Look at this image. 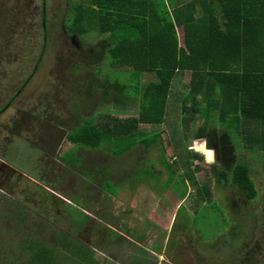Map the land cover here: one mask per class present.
<instances>
[{
  "label": "rangeland",
  "instance_id": "obj_1",
  "mask_svg": "<svg viewBox=\"0 0 264 264\" xmlns=\"http://www.w3.org/2000/svg\"><path fill=\"white\" fill-rule=\"evenodd\" d=\"M12 1L0 0V93L4 92L3 101L15 94L17 85L24 82L29 75L26 68L32 66L40 50L36 38L32 37V41L26 36L32 28H38L33 23L39 22L40 0H15V6ZM67 1L48 2L46 13L51 33L44 60L37 69V80L22 88L10 112L0 114V193L33 213L27 226L31 234L48 244L56 243L59 238L60 245L70 248L63 256H69L68 260H63L66 264H244L242 254L238 253L241 242L252 240L261 225L264 159H260L259 151L245 150L237 138L234 137L237 157L251 167L256 197L246 200L238 190L213 185L212 203L196 212L186 204L189 193L195 196L190 183L182 184L178 173L172 182L167 181L169 174L160 164L159 145L149 151L134 146L118 156L101 147L93 151L79 148L76 154L83 161L81 167L68 166L62 161L61 157L74 147L65 136L83 118L95 113L114 112L128 116L136 112L135 105L126 107L128 99L117 97L116 102L101 101L96 99L95 91L94 97L87 95L86 90L92 93L91 89H96L105 75H110L108 61L106 56L100 59L93 56L99 39L94 33L68 32L64 24L69 10ZM179 35L182 41L181 30ZM19 61L21 71L16 69ZM5 79L10 80L9 84H2ZM13 113L18 118L15 117L17 126L20 119L27 123L25 129L19 128L21 131L17 135L15 129H10ZM197 123L199 125L200 121ZM197 126L191 127L186 138L188 148L197 140L192 137ZM161 128L165 131L162 139L166 146L165 157L168 162H174L172 146L167 144L168 127L162 125ZM213 128L216 135L222 134L223 128L218 124ZM7 139L9 142L4 145ZM146 171L153 176L151 180L142 176ZM94 177L98 178L95 180L98 187L90 186L91 182L84 184ZM49 184L55 188L50 189ZM103 219L109 225L140 229L145 233L140 243L145 249L131 246V242L124 243L125 238L123 243H117L113 236L105 239L108 228L99 222ZM43 220L49 223L45 230L38 226ZM21 239L16 225L6 220L0 223L2 264H11V256L16 257L15 264H22L23 257L16 252ZM102 240L107 241L105 248H102ZM258 245L262 250L263 245Z\"/></svg>",
  "mask_w": 264,
  "mask_h": 264
},
{
  "label": "trees",
  "instance_id": "obj_2",
  "mask_svg": "<svg viewBox=\"0 0 264 264\" xmlns=\"http://www.w3.org/2000/svg\"><path fill=\"white\" fill-rule=\"evenodd\" d=\"M67 2L64 24L68 32L94 33L99 39L93 56H106L108 61L110 75H105L92 93L86 90L87 95L94 97L95 91L101 101L128 99L126 107L135 105L136 112L128 116L95 113L83 118L65 136L74 147L62 161L72 167L83 164L76 154L79 148L93 151L101 147L118 156L134 146L149 151L159 145V161L168 170L167 181L172 182L178 173L179 181L185 186L189 182L195 191L186 202L194 212L212 203L213 185L238 190L246 200L254 199L251 167L237 157L234 137L245 150L259 151L264 159V0ZM38 20L33 23L38 28L26 36L32 41L36 38L40 50L32 66L26 68L29 75L17 85L15 98L24 86L36 82L37 69L45 57L51 33L49 16L41 10ZM17 65L21 71V62ZM144 77L148 80L143 81ZM4 81L5 85L10 82ZM20 122L13 125L15 135L27 126ZM214 124L223 128L222 134L216 135ZM162 125L168 127L167 144L172 146L174 162H168L164 154ZM193 126L197 130L192 137L206 138L209 148L216 151L215 164L206 166L202 154L189 150L186 138ZM34 173L37 177L38 171ZM142 176L153 178L150 171ZM49 188L55 187L49 184ZM32 217L24 205L0 193V223L6 220L16 225L22 237L16 248L22 264H66L63 260L69 256H63L70 248L60 245L59 238L48 244L31 234L27 226ZM48 224L44 221L38 226L45 230ZM13 257L11 264H15Z\"/></svg>",
  "mask_w": 264,
  "mask_h": 264
},
{
  "label": "flooded vegetation",
  "instance_id": "obj_3",
  "mask_svg": "<svg viewBox=\"0 0 264 264\" xmlns=\"http://www.w3.org/2000/svg\"><path fill=\"white\" fill-rule=\"evenodd\" d=\"M49 1L50 0H40L39 1V9L42 10L43 13H46ZM11 4L15 6V0H13ZM8 81H10V80H8ZM1 93H2V95L0 98V114H3V112L8 111V110L10 112V110H12V108L14 107L15 94H12L13 96L6 97L5 100L3 101L2 99H4V98H2V97L4 95V92H1ZM10 98H12L13 100H11ZM9 100H11V102H8ZM15 117H16L15 113H13L12 116L10 117L11 118L10 120L12 121V124L10 125V129H12V130L14 129L13 125L15 124ZM17 120H18V118H17ZM20 120H23V119H20ZM215 154H216V151H215ZM219 157L221 159L224 158V156H222V155H220ZM81 166H82V164L78 167H81ZM263 189H264V183H263ZM263 199H264V197H263ZM263 206H264V203H263ZM257 232L258 233L256 235H254V237L251 234V236L253 237L252 240H250V241L247 240V241L241 242V248H240V251L238 253L242 254V257L245 260L244 264H264V207H263L262 213H261V225H260L259 230ZM251 236H249V237H251ZM258 244L263 245L262 250L259 249ZM191 253H189V255H192Z\"/></svg>",
  "mask_w": 264,
  "mask_h": 264
},
{
  "label": "crops",
  "instance_id": "obj_4",
  "mask_svg": "<svg viewBox=\"0 0 264 264\" xmlns=\"http://www.w3.org/2000/svg\"><path fill=\"white\" fill-rule=\"evenodd\" d=\"M85 174V173H84ZM86 175V174H85ZM87 177V176H86ZM96 179H98V178H95L94 177V179H89L88 180V182H86V181H84V184H88L89 182H91V184H90V186H92V185H95V186H99V185H97V183L95 182V180ZM84 180H86V179H84ZM98 183H99V181H98ZM102 191H103V189H102ZM64 199V198H63ZM64 201H67L66 199H64ZM67 202H69V201H67ZM70 203V202H69ZM85 214L86 215H90L88 212H85ZM91 216V215H90ZM93 217V216H92ZM104 220V219H103ZM101 221V220H99V222H103V224L105 225V226H107V232H108V235L105 237V239L107 238H109V237H112L113 236V238L114 239H116L115 241H117V243H123V241H122V239L123 238H125L124 240V243H130L131 242V246H137L138 248H141V249H145V248H143V245L142 244H140L141 243V239H143L142 237L144 236V234L145 233H141V231H139L140 229H138V230H136V229H131L130 227H126V226H123V225H120V226H116L115 224H111V225H109V222L107 221V220H104V221ZM122 224V223H121ZM119 227V228H118ZM106 228V227H105ZM109 230V231H108ZM111 232V233H110ZM110 239V238H109ZM102 242H103V245H102V243H101V245H102V248H105V246H106V244H107V241H106V243H105V241H103L102 240ZM102 251V250H101ZM145 251H148V249L147 250H145ZM98 254H100L101 256H103V257H106L105 256V254L104 253H102V252H98ZM109 259V261H112L111 260V258H108ZM116 264H118V263H116Z\"/></svg>",
  "mask_w": 264,
  "mask_h": 264
},
{
  "label": "clouds",
  "instance_id": "obj_5",
  "mask_svg": "<svg viewBox=\"0 0 264 264\" xmlns=\"http://www.w3.org/2000/svg\"><path fill=\"white\" fill-rule=\"evenodd\" d=\"M189 150H195L204 157L205 163L212 165L216 163L215 150L208 147V141L206 138H200L192 141V145ZM67 202V201H66Z\"/></svg>",
  "mask_w": 264,
  "mask_h": 264
}]
</instances>
